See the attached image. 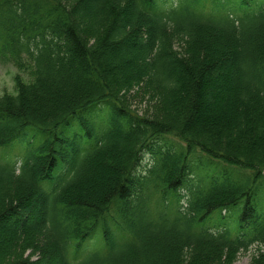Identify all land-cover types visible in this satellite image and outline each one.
<instances>
[{
	"label": "trees",
	"instance_id": "1",
	"mask_svg": "<svg viewBox=\"0 0 264 264\" xmlns=\"http://www.w3.org/2000/svg\"><path fill=\"white\" fill-rule=\"evenodd\" d=\"M0 59V264H264V0H0Z\"/></svg>",
	"mask_w": 264,
	"mask_h": 264
},
{
	"label": "rangeland",
	"instance_id": "2",
	"mask_svg": "<svg viewBox=\"0 0 264 264\" xmlns=\"http://www.w3.org/2000/svg\"><path fill=\"white\" fill-rule=\"evenodd\" d=\"M174 2H176V0H167V6ZM18 72L19 71L17 70L16 67L12 65V63L4 62L2 59H0V96H3L5 94H15L16 93L14 78ZM130 104H131L130 106L135 111L139 112L140 114L145 113L146 110L150 107V104L142 96L140 98H136V97L131 98ZM202 158L203 156L199 155L196 158V160L202 161ZM205 163H207V161H205ZM100 179H101V183H103V178H100ZM254 253H256V247H253L248 252H241L239 256L235 259L233 264H250L252 255Z\"/></svg>",
	"mask_w": 264,
	"mask_h": 264
}]
</instances>
